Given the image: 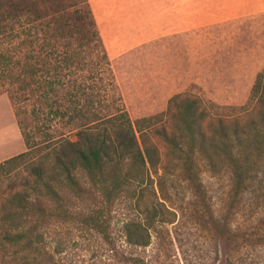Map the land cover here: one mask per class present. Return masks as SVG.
<instances>
[{
    "label": "trees",
    "instance_id": "obj_1",
    "mask_svg": "<svg viewBox=\"0 0 264 264\" xmlns=\"http://www.w3.org/2000/svg\"><path fill=\"white\" fill-rule=\"evenodd\" d=\"M203 51L204 60L212 61ZM129 56L110 59L89 0H0V97L11 101L26 145L25 152L0 163V187L6 179L22 180L0 192L5 264H11L9 255H22L23 264H63L48 249L50 229L80 222L86 199L111 209L123 195L136 198L138 219L123 222L122 236L129 247H148L150 230L173 214L151 196L157 193L148 171L155 147L146 139L152 136L168 150L173 169L165 172H177L197 199L206 202L207 196L199 161L215 171L219 156L231 175L226 210L264 214V72L250 93L258 118L211 136L201 126L206 94L193 89L170 99L164 121L145 114L134 121L116 73ZM194 58L200 60L185 57L188 63ZM103 206L88 219L109 242ZM261 225L264 215L256 230ZM112 251L118 264H147L135 254Z\"/></svg>",
    "mask_w": 264,
    "mask_h": 264
},
{
    "label": "rangeland",
    "instance_id": "obj_2",
    "mask_svg": "<svg viewBox=\"0 0 264 264\" xmlns=\"http://www.w3.org/2000/svg\"><path fill=\"white\" fill-rule=\"evenodd\" d=\"M89 2L110 59L130 54L122 62L120 74L118 70L116 73L134 121L144 114L164 121L170 99L190 89L206 94L202 96L206 116L201 126L208 135L219 133L222 127L228 133L237 125L246 128L258 118L259 107L250 93L256 76L264 72V0ZM204 39L208 42L205 48ZM203 50L208 51L212 61L204 60ZM189 55L200 60L194 58L188 63L185 57L188 59ZM146 142L155 147L154 162L148 165V171L157 193L151 196L173 211L167 217L169 221L150 230L152 240L148 247H129L122 236V225L138 219L136 198L123 195L111 209L86 199V212L80 222L50 229L48 249L58 252L55 261L118 264L120 258L116 260L112 251L115 247L127 258L135 254L147 264H264V226L256 230V223L263 220L264 214L254 209L233 214L226 210L231 175L225 159L216 157L215 171H210L204 160L199 161L207 192L203 202L204 198L193 196L177 172H165V167L170 170L173 166L168 163L164 143L155 136ZM25 151L12 103L3 95L0 163ZM28 174L24 170L23 176ZM21 181H2L0 192L19 187ZM151 196L145 194V200L152 201ZM102 206L103 219L107 218L110 225L109 242L88 219L91 210L101 211ZM9 257L11 264H23L22 255ZM0 264H5L1 249Z\"/></svg>",
    "mask_w": 264,
    "mask_h": 264
}]
</instances>
